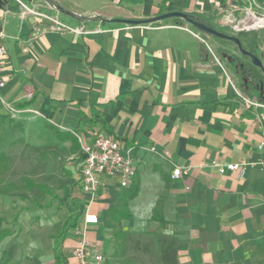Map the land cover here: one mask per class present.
Segmentation results:
<instances>
[{
  "label": "crops",
  "instance_id": "obj_1",
  "mask_svg": "<svg viewBox=\"0 0 264 264\" xmlns=\"http://www.w3.org/2000/svg\"><path fill=\"white\" fill-rule=\"evenodd\" d=\"M57 1L78 14L109 19L178 11L216 22L226 14H245L255 2L264 9V0ZM60 15L71 25L100 31L53 30L47 19L24 15L15 0H4L0 8L6 50L0 67L5 82L0 152L24 139L35 162L30 179L50 189L49 205L18 198L24 203L15 211L2 205L6 196L0 195V229L14 231L0 242V258L6 250L8 264H76L78 230L85 231L94 251L110 254L115 241L103 219L111 203L136 183L138 193L128 202L132 219L122 227L159 228L173 241L175 264H264V103L251 95L255 91L243 85L241 91L201 33L183 19L135 25ZM9 107L22 112L8 117ZM97 134L132 148L135 174L128 187L119 176L100 175L93 197L82 189V146ZM244 161L250 163L244 175L219 170ZM176 167L184 173L173 178ZM71 198L77 205L68 203ZM80 203L78 227L68 231L58 258L55 236ZM9 208L13 215L5 216ZM155 211L165 226L153 220ZM87 212L99 223L85 225Z\"/></svg>",
  "mask_w": 264,
  "mask_h": 264
},
{
  "label": "built area",
  "instance_id": "obj_2",
  "mask_svg": "<svg viewBox=\"0 0 264 264\" xmlns=\"http://www.w3.org/2000/svg\"><path fill=\"white\" fill-rule=\"evenodd\" d=\"M23 9V14L36 15L47 19L53 30L56 31H70L77 34H91L100 30L88 29L85 25L74 26L65 22L59 12L56 10L45 11L39 8L30 6L24 0H15ZM246 16L256 13L251 11V7L246 11ZM226 24H233L234 31L245 32L253 28V25H247V18H243L238 22L231 20L230 15L226 14ZM254 19V17H253ZM254 22V20H253ZM3 31L0 30V67L6 57V50L3 43ZM208 50L212 52L207 42L203 39ZM212 55L218 60V58L212 53ZM5 86V82L0 80V90ZM32 94H30L31 96ZM11 108V107H10ZM264 147V143L260 145V148ZM83 159L81 163V183L82 189L85 193L94 197L99 190L101 184L99 176L103 174H109L111 176H119L120 184L122 187H128L131 185L135 174V160L132 155V148L124 149L119 139L106 134H97L91 142L82 146ZM250 163L238 162L228 163L226 165H219L221 173L227 170L238 171L241 175H244ZM184 172L176 167L172 171V177L178 178ZM99 217L95 213L87 212L84 215L85 225L98 224ZM78 244L73 250V256L76 260V264H109V259L104 253L94 251L89 241L85 237V231L78 230Z\"/></svg>",
  "mask_w": 264,
  "mask_h": 264
},
{
  "label": "trees",
  "instance_id": "obj_3",
  "mask_svg": "<svg viewBox=\"0 0 264 264\" xmlns=\"http://www.w3.org/2000/svg\"><path fill=\"white\" fill-rule=\"evenodd\" d=\"M188 15L197 21L203 22L217 29L215 23L213 22V18H206L205 16L198 14L188 13ZM175 20L178 23H182V19L175 18ZM241 34L246 35L248 33L241 32ZM255 38L256 34L250 40V51L254 53H256V47L254 45ZM222 54L225 59H228L231 63H233V65L237 66V68L240 69L242 66V68L244 69V73L242 72L241 74H238L244 75L246 79L247 83L242 84L244 89H246L247 91H255L258 95L259 100L264 103L263 72L260 69L254 67L251 63H241L240 58L237 55L230 53L229 51H223ZM12 170L13 165L11 157L6 152H0V195L16 197L21 200L28 201L30 204L38 207L49 205L45 201L46 196L50 194V189L47 185L36 183L29 177H24V183L22 185H18L17 183L9 179V176L12 174ZM138 189V185L136 183H133L128 189L122 192L118 199L115 202L111 203L103 219L104 227L112 230V236L115 241L113 252L105 255L109 259L111 264H126L125 260H128L127 242L128 239L132 236V233L123 229L122 221L132 219V214L128 209V202L130 199L134 198L137 195ZM68 203H70L71 205H77V200L75 198H71L68 200ZM83 210L84 205L81 203L78 204V209L68 214L61 224L59 231L55 236V248L58 258L60 255L62 243L66 238L68 231L77 229L78 220L82 215ZM153 220L159 221L162 226H165L167 223L158 211H155ZM13 234L14 231L12 230V228H1L0 242L7 236H11ZM162 247L165 253V261L170 262L171 264H175V259L173 260V258L171 257L174 249L173 241L171 240V242H165ZM9 262L10 260L8 258V252L4 250L0 258V264H8Z\"/></svg>",
  "mask_w": 264,
  "mask_h": 264
},
{
  "label": "rangeland",
  "instance_id": "obj_4",
  "mask_svg": "<svg viewBox=\"0 0 264 264\" xmlns=\"http://www.w3.org/2000/svg\"><path fill=\"white\" fill-rule=\"evenodd\" d=\"M28 2L34 3L36 5H40L39 9L45 11L46 10L48 11L49 7H52L51 5H49L48 3L42 0H29ZM251 11L258 14L257 17L264 19V9L262 8V5H260L259 3L258 4L256 2L253 3L251 7ZM230 18L231 20H234L235 23L242 20L243 18H247L248 21L247 25H252L254 23L252 14H249L247 16L246 14H242L240 16H234ZM214 23L219 31L232 35H237L238 37H240L244 44V47L248 50H250L251 47L250 40L256 34V38L254 40L256 53L264 61V24L262 26H254L250 30L245 31L248 34L242 35L241 31L237 32L233 30L232 23L226 24L225 15H223L220 21H216ZM190 26L193 27L191 24ZM200 33L207 42L208 46L211 48L212 50L211 53H213L220 61L224 62V64L226 65V67L228 68L231 74L232 79L242 91V82H241L242 80L238 75L237 66L233 65V63H231L228 59H225L222 53L223 51H229L230 53L237 55L240 58L241 63L250 64L251 60L248 57L242 55L238 47L233 42L226 40L222 41L221 39H218L214 36L204 34L203 32ZM251 95L257 97L256 92H252ZM9 109H10L9 110L10 114L8 117H13L14 116L13 114H20L22 112L20 109L16 107L15 108L9 107ZM9 135H11V132ZM10 138H12V136H10ZM3 150H6V153L12 159L13 170H12V174L9 176V179L14 181L18 185H22L24 183V177L30 178L31 171H33V169L35 168V162L32 161L31 159L32 152L30 150L29 144L24 139H21L18 142L9 143L8 146L3 147ZM1 199L3 203L2 205L4 207L7 206H10L11 208L14 207L13 208L14 211L19 205L24 203V202L22 203L19 202L18 198L12 196H8V197L6 196ZM12 211L9 208L3 211V213L5 216L6 215L12 216L13 215ZM64 216L65 214L63 213L59 215L60 218H63ZM131 233L132 236L128 239L127 242L128 260H125L126 264H171L170 262L165 261L164 258L165 253L162 247L163 244H165V242H171V238L165 235L163 232H161L159 228L149 226L144 230L131 232ZM104 248L107 249V246Z\"/></svg>",
  "mask_w": 264,
  "mask_h": 264
},
{
  "label": "water",
  "instance_id": "obj_5",
  "mask_svg": "<svg viewBox=\"0 0 264 264\" xmlns=\"http://www.w3.org/2000/svg\"><path fill=\"white\" fill-rule=\"evenodd\" d=\"M51 5L57 12L61 13L62 15H65L67 17H70L72 19H75L80 22H103V23H125V24H148V23H154L157 21H162L169 18H181L191 24L195 29H197L200 32H203L204 34L214 36L218 39L226 40L233 42L238 47L240 53L246 57H248L251 60V63L254 67L260 69L264 74V61L257 55V53H254L244 47V44L240 37L237 35L228 34L222 31H219L218 29H215L203 22L197 21L193 18H191L188 13L184 12H168L164 13L162 15H159L154 18L150 19H121V18H113L109 19L101 15H83L78 14L76 12H73L67 8H65L60 2L57 0H42ZM4 0H0V8L3 6Z\"/></svg>",
  "mask_w": 264,
  "mask_h": 264
},
{
  "label": "bare ground",
  "instance_id": "obj_6",
  "mask_svg": "<svg viewBox=\"0 0 264 264\" xmlns=\"http://www.w3.org/2000/svg\"><path fill=\"white\" fill-rule=\"evenodd\" d=\"M253 20H254V23L252 24L253 27L254 26H262L264 24V19L263 18L255 17Z\"/></svg>",
  "mask_w": 264,
  "mask_h": 264
},
{
  "label": "flooded vegetation",
  "instance_id": "obj_7",
  "mask_svg": "<svg viewBox=\"0 0 264 264\" xmlns=\"http://www.w3.org/2000/svg\"><path fill=\"white\" fill-rule=\"evenodd\" d=\"M236 45V44H235ZM238 73H244V69L242 68V66H241V68L239 69L238 68V71H237ZM239 77H240V79L242 80L241 82H242V84L244 83V84H246L247 82H246V79H245V77H244V75H239ZM250 91V90H249Z\"/></svg>",
  "mask_w": 264,
  "mask_h": 264
}]
</instances>
